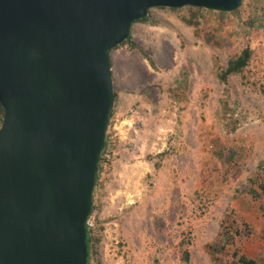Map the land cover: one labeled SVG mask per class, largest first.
<instances>
[{
  "label": "rangeland",
  "instance_id": "1",
  "mask_svg": "<svg viewBox=\"0 0 264 264\" xmlns=\"http://www.w3.org/2000/svg\"><path fill=\"white\" fill-rule=\"evenodd\" d=\"M128 36L108 52L87 263L264 264V0L151 8Z\"/></svg>",
  "mask_w": 264,
  "mask_h": 264
},
{
  "label": "water",
  "instance_id": "2",
  "mask_svg": "<svg viewBox=\"0 0 264 264\" xmlns=\"http://www.w3.org/2000/svg\"><path fill=\"white\" fill-rule=\"evenodd\" d=\"M241 0H0V264H86L108 52L151 8Z\"/></svg>",
  "mask_w": 264,
  "mask_h": 264
},
{
  "label": "trees",
  "instance_id": "3",
  "mask_svg": "<svg viewBox=\"0 0 264 264\" xmlns=\"http://www.w3.org/2000/svg\"><path fill=\"white\" fill-rule=\"evenodd\" d=\"M195 10H198V9H195ZM144 20H145V17L143 19H141V20L134 21L133 23L139 22V21H144ZM128 37L129 36H127V39H125L124 41H122L121 44L124 43L126 40H128ZM114 48H116V47H113L112 49H114ZM249 54H250L249 50L243 49L240 52V54L235 59L228 61L227 62L226 69L221 74V78H224L225 76H227L229 74H233V73H236V72L240 71L246 65V63H247V61L249 59ZM112 96L114 97V93L113 92H112ZM0 117H2V110H1V108H0ZM99 161H100V155H99L98 163H97V171H98ZM97 171H96V174H95V177H94V183H95L96 178H97ZM91 210H92V207L90 206L89 214H90ZM89 242H90V238H89L88 233L86 232V234H85V244H86V252H87L86 264H88L87 261H88V256H89L88 255L89 254ZM237 261L240 264H253V262L251 260H247V259H245L243 257H239Z\"/></svg>",
  "mask_w": 264,
  "mask_h": 264
},
{
  "label": "built area",
  "instance_id": "4",
  "mask_svg": "<svg viewBox=\"0 0 264 264\" xmlns=\"http://www.w3.org/2000/svg\"><path fill=\"white\" fill-rule=\"evenodd\" d=\"M84 228H85V232L92 233L95 230V224H94V220L92 218V215H88L85 222H84Z\"/></svg>",
  "mask_w": 264,
  "mask_h": 264
},
{
  "label": "crops",
  "instance_id": "5",
  "mask_svg": "<svg viewBox=\"0 0 264 264\" xmlns=\"http://www.w3.org/2000/svg\"><path fill=\"white\" fill-rule=\"evenodd\" d=\"M108 57H109V65H110V56H109V54H108ZM244 209V208H243ZM247 209V208H246Z\"/></svg>",
  "mask_w": 264,
  "mask_h": 264
}]
</instances>
